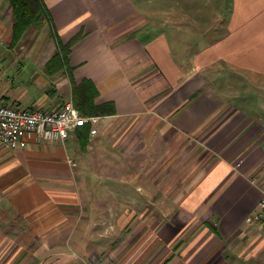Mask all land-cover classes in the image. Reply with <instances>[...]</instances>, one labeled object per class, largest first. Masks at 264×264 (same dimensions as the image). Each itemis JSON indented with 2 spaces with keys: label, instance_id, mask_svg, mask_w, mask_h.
I'll use <instances>...</instances> for the list:
<instances>
[{
  "label": "crops",
  "instance_id": "1",
  "mask_svg": "<svg viewBox=\"0 0 264 264\" xmlns=\"http://www.w3.org/2000/svg\"><path fill=\"white\" fill-rule=\"evenodd\" d=\"M43 1L48 20L28 30L20 53L13 48L20 68L33 63L32 89L4 75L0 98L77 107L74 82L87 79L95 102H114L116 113L101 116L86 148L76 132L0 148V264H264V226L246 220L264 194V0ZM13 25L9 0H0V43L10 46ZM79 33L72 73L49 68L59 43ZM233 77L241 83L224 85ZM147 141L166 142L168 157L197 148L199 160L171 193L173 210L139 227L128 207L153 188L139 193ZM101 182L118 195L96 208L81 184ZM102 209L121 221L109 236L96 224Z\"/></svg>",
  "mask_w": 264,
  "mask_h": 264
},
{
  "label": "rangeland",
  "instance_id": "2",
  "mask_svg": "<svg viewBox=\"0 0 264 264\" xmlns=\"http://www.w3.org/2000/svg\"><path fill=\"white\" fill-rule=\"evenodd\" d=\"M136 1L137 3H139V0ZM160 1L164 2L167 0H160ZM192 1L194 0H176L174 4L177 6H179L180 4L182 6L183 5L189 6L190 4H192ZM214 1L215 0H213V2ZM170 2L165 3V5L169 4ZM211 3L212 0H209L208 4L211 5ZM32 29H35V27H32ZM19 50H20V45L17 47L16 52L20 53ZM13 54L15 56H18V54L14 52L13 48L8 46L7 42L0 43V68L3 72L0 77H3L5 75V77H7L10 81L16 82V85H20L21 82H23L22 79H24L25 81L23 83L25 84L26 82L27 86L32 89V87L30 86L31 83L28 82L29 81L28 79L32 77V72L34 67L33 66L30 67V65L33 63H29V62L26 63V66L28 65L27 69H22L20 68V63H18V61H14L16 57ZM225 82L227 83H225L224 85L227 84L236 85L238 83H241L238 81V77H233L229 81L226 80ZM30 91L32 92V90ZM248 95H252V93L250 92ZM67 97L68 94L66 95L65 98ZM141 144L142 142L139 141V146ZM195 144H197V141L193 140L192 145L194 146ZM146 148L149 151H146V153L144 154L139 153V188H140L139 193H141L142 191L144 192L145 190L143 189L146 188L147 186H153V188L147 191L148 193L146 195L150 196L148 199L147 198L145 199V197L139 198V208L136 206L128 207L130 212H132L134 209L137 208L139 212V227H144L147 223L151 224L152 223L151 219L155 218V216H157L156 214L160 213L161 215H164L166 214V212H168L167 210H173V205L171 200L173 196H171V193H173L174 190L177 189L180 184H182L184 181H186L189 178L190 172H185V171H189L190 170L189 167L195 166L196 165L195 163L199 160V156L197 155L196 152L197 148L195 149V151L193 150V152L190 155H186L185 152H180L178 154L176 153L174 156H169V157L167 154L168 144L166 142L161 141L160 144L159 143L157 144L156 141H147ZM158 150L159 152H157ZM100 158L101 159L99 160V163H102L103 160L102 153ZM108 159H107L108 162L111 164L110 158ZM111 159L113 160V158ZM132 163L133 161L131 162V164ZM158 164L161 167L164 165V169H161L159 172H157L155 168H152ZM168 166H170V168ZM174 166H176V168L172 170ZM168 168L173 172L168 174L169 172ZM84 184L85 183L81 184L82 185L81 192L86 195L89 192L91 193L93 200L98 203V205L94 204L95 205L94 207L96 208H104V206L100 203H104L105 205V202L109 200L111 196L114 198V195L115 196L118 195L115 189L112 190L110 188H108L109 190V194H108L104 182L96 183L95 184L96 188L92 190L91 188L90 190H88L84 186ZM92 185L94 187V183H92ZM171 187H173V189H171V191L169 192L168 190ZM103 214H104V209L100 211L99 218L96 224L100 229L106 231L105 236H109V232L111 233L121 228L122 226L121 221L119 222L118 220H114V221L106 220L103 218L104 216ZM122 222L124 223V221ZM87 223L89 224V221ZM81 226L82 228L87 227L84 224H82ZM195 227L196 225L193 226L192 228ZM107 230H109V232H107ZM103 239L104 237L100 239L99 242L100 244L109 243L108 237H106V239L104 240ZM94 240L96 241L97 239Z\"/></svg>",
  "mask_w": 264,
  "mask_h": 264
},
{
  "label": "built area",
  "instance_id": "3",
  "mask_svg": "<svg viewBox=\"0 0 264 264\" xmlns=\"http://www.w3.org/2000/svg\"><path fill=\"white\" fill-rule=\"evenodd\" d=\"M0 68V76L2 75ZM102 117L84 115L72 99L60 108H23L0 98V148L28 147L30 142L67 141L80 126L91 125V137L99 132ZM250 224L264 226V194L259 208L247 216Z\"/></svg>",
  "mask_w": 264,
  "mask_h": 264
},
{
  "label": "trees",
  "instance_id": "4",
  "mask_svg": "<svg viewBox=\"0 0 264 264\" xmlns=\"http://www.w3.org/2000/svg\"><path fill=\"white\" fill-rule=\"evenodd\" d=\"M12 14L14 16L13 38L10 47L15 48L21 45L23 38L28 30L35 27H42L44 20L47 19V9L43 0H9ZM82 33L74 36L67 43H59V53L49 62V68L52 65L56 66V71L67 66L72 73V68L68 64V56L71 47L81 39ZM98 95V90L91 80H83L80 84L74 82V96L77 101L79 111L84 115H111L116 113V105L114 102H106L97 104L95 99ZM91 125L80 126L76 130L77 138L81 146L87 147L91 140Z\"/></svg>",
  "mask_w": 264,
  "mask_h": 264
}]
</instances>
